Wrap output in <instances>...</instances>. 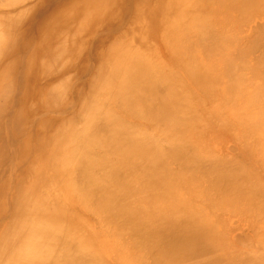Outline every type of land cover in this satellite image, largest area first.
I'll return each instance as SVG.
<instances>
[{"label":"bare ground","instance_id":"6f19581e","mask_svg":"<svg viewBox=\"0 0 264 264\" xmlns=\"http://www.w3.org/2000/svg\"><path fill=\"white\" fill-rule=\"evenodd\" d=\"M210 5H217L212 15L204 11V6ZM261 5L264 0H0V256H4L0 264H100L90 240L86 242L81 236L79 222L74 228L70 226L65 212L70 208L53 204L51 196L40 193L42 189L61 196L70 185L71 191L65 197L95 211L107 229L116 228L121 218L130 230L138 232L145 223L150 227L147 222L168 220L167 212L172 210L169 187H173L174 179L168 163L192 156L184 143L156 149L152 142L137 136L135 133L140 132L133 131L121 114L148 119L156 126L165 124L167 133L177 134L188 120L183 115L184 102L196 98L185 90V81L190 80L200 98L233 104L247 101L246 116L242 118L245 128L240 126L244 131L247 126L260 132L258 111L264 108L255 104L264 102V62L252 68L246 60L245 65H249L245 68L241 58L245 61L249 54L239 49L233 53L237 38L229 32H235L233 14L247 15ZM221 8L228 9V13L225 9V13L220 12ZM218 16L231 30L218 24ZM256 47L262 46L250 48L256 53ZM261 56H254V60L264 61ZM246 72L259 75L262 84L250 85ZM105 101H114L119 111L106 107ZM255 106L258 113L251 109ZM214 110L219 113L222 108ZM189 113L192 115L191 107L187 108V116ZM82 120L83 129L73 130ZM176 136L184 141L182 134ZM219 164L213 165L218 181L229 180L230 189L243 194L235 180L245 167L237 174L221 161ZM48 168H53L50 178L45 176ZM166 168L170 172L166 173ZM142 177L147 178L145 191L153 192L150 196L148 192L142 195L141 181L138 186ZM33 180L43 188H27ZM53 181L58 184L56 190L50 186ZM140 186L142 189H138ZM128 197L138 202L132 205ZM186 211H191L190 218L181 222L184 225L179 229L175 228V219L168 220L172 224L163 223L165 230L173 227L165 231L171 237L167 241L162 238L168 244L158 238L164 232L158 230L159 222L154 227L160 235L153 227L140 239L155 242L152 237L156 231L157 246L166 245L170 255L175 252L174 257L189 253L194 246L197 251L198 244L216 243L199 213L190 208ZM115 230L112 233L119 240L124 238L120 229ZM126 240L125 244L131 245L132 239ZM131 250L134 253L136 249ZM142 252L139 256L144 257ZM168 254L163 253L166 259L162 255L166 261L159 258L162 261L156 264H166ZM185 255L181 254L188 257Z\"/></svg>","mask_w":264,"mask_h":264},{"label":"rangeland","instance_id":"374dc122","mask_svg":"<svg viewBox=\"0 0 264 264\" xmlns=\"http://www.w3.org/2000/svg\"><path fill=\"white\" fill-rule=\"evenodd\" d=\"M261 6L264 7V5ZM260 8H257L256 10L248 13L247 15L242 13V15L239 17L236 14H233L235 16L233 17L232 20L234 21L235 19L236 22L235 32L232 30L229 33L231 34L234 33L236 36L234 39L237 38L236 40L239 41L240 44L237 41H235L236 49H233L234 51L233 50L232 51L233 53H236V50L239 49L240 53L241 52L243 54L245 53V55L249 54V56H246L245 61H242L245 58L243 57L244 55L242 56L243 58H241L242 60L240 63L243 64L244 62L245 68L246 66L249 65V63L250 65L248 67H250L252 64V68H253V66L256 65V63L260 64L259 62L261 63L264 62L262 61L263 59H260V61L254 60L255 59L254 56L256 57L258 56L260 58L264 50V44L259 40L262 38L261 36L264 37V29H263L264 9L261 8L262 11H259ZM216 9H217V5L214 6L210 5L207 6L206 8L204 6V11H206L208 15L214 14L215 12L213 11ZM224 9L227 11H225ZM224 11L228 13V9L226 8L220 9V12L225 13ZM222 18H226V16H222ZM216 19L218 21V24L222 23V19L219 16ZM222 26L225 27L227 31L231 30L230 27H227L226 24H224V22L222 23ZM261 27L263 28L260 29ZM151 30H154V27H152ZM258 34L261 38H259ZM253 39L255 41H253ZM262 39L261 40L264 42V38ZM251 42L252 44L253 42H256V44L254 43L253 46L254 45L262 46L261 49L260 47H256V50L258 48V51H256L255 53V49L253 48L254 49V53H253L252 52L253 49L250 48L253 47ZM158 43L161 44L160 41H158ZM257 43L262 45H257ZM236 45L237 46L239 45L238 48ZM248 45H249L248 47L249 49H247ZM248 50L249 53L246 52ZM262 57H264V54L261 56V58ZM246 60L249 61L247 65H245ZM259 67L261 71V66ZM259 67L256 68L255 70L259 69ZM247 70H250V68H248ZM262 70H264V68ZM181 73L182 72H180L179 74ZM250 73H247L248 74L247 77L250 75ZM248 79H250V85L254 84L253 86L262 84L263 82L259 75L256 76L250 75ZM89 80L87 83H89ZM185 83L186 84L184 85L187 93H193L196 98L189 99V102H184L185 109L183 115H185L189 121L185 120L184 124L186 125L183 128L177 129V132L180 135L182 134L184 136L183 142H181V139L183 137L180 138L179 136H176L178 135V133L175 134L176 132L174 130H173L174 132L172 131L173 133H169V132L167 133L166 128H164L165 124L156 126V123L148 119H143L142 117L135 118L131 115H127V116L126 114L125 115L121 114V115L129 123V126L133 128V131L140 132V133H135V132L133 133H135L143 140H148L152 142L154 147H156V149L159 148L160 146L164 148L165 147L173 148V144L174 146H176V145H181V143L183 145L184 143V147L187 150V153H189L192 157L188 160L172 159L168 163V166L170 167L169 169L173 171L171 174L174 173L173 174L174 177L172 176V178L174 179L172 181L173 187L172 188L169 187V192L172 193V194L170 193L172 195V199L170 200L172 204L170 208L173 211L172 210L170 211L171 214L169 211L167 213L170 215L169 219L171 220L175 219L173 223L175 222L176 225L177 222L178 227L175 226V228L179 229V226L182 227L184 225L183 223H186L187 222L186 220L190 218L191 211H186V210L188 208L194 209V211L196 210L199 213L198 215L202 217L209 225L208 227L213 233L214 238H216L217 244L210 242L209 243L204 242L203 243L204 245L198 244V247H196L197 251L195 250L196 252L194 251L195 246L190 249V252L194 251L192 252V254L189 252L191 255L188 253L189 250L187 251V253L184 252V254L183 253H180V255L176 254V257L177 256L181 257V258L178 257L179 258L178 260V258L174 257L175 252L171 253L172 256L170 255L169 252L170 250L167 249L166 245H165L166 247L164 245H161L164 246L163 249V247L157 246L156 244L158 238H160L161 241L162 238L167 241L166 238L169 239L171 237V236L168 237L169 235H171V233L168 234L166 232H170L168 231V229L173 228L171 227L172 225L168 227L166 231L165 226L163 224L164 222L170 223L171 220L168 222L169 219L168 220L164 219L160 221L156 219L157 222H154V224L155 223L158 224V222L159 224L161 223L159 226L160 228L158 227V230L161 229V231H164L162 232L163 237L162 236L158 237V234L160 235L161 232H159L157 228L154 227L156 224L154 225L153 223L147 222V225H150L151 228L147 227L145 223L144 226L141 225L139 227L140 228L139 232L138 229L137 231L132 229L133 230L132 231L128 228L129 226L128 224H126V221H124V219L122 218L121 219L123 221H121V219L118 220V225H116V228L114 225V227H110L109 229H107V227H104V225H102L104 223H101V221H99L98 215L94 213L95 211H89L88 209H86L82 202H80V204L82 205L75 202L71 203L68 200V198L65 197L67 192H69V190L71 191L70 185L69 188H67L71 176L66 181V188L69 190H66V192H62L61 196H58L60 194L58 192H54V191L43 192L42 189L40 193L51 196L52 200L54 199L53 204L55 203H58V205L65 204L67 207L70 208V211H65L67 213V218L70 226L74 228L76 227L75 225L77 224V222H79L80 224L79 232L82 231V233L80 234L81 236H84L86 242L87 240L88 241L90 240L91 249L93 250L94 257H96V259L100 264H152V263L156 264L162 260L164 262V260L166 259L165 255L168 254L167 252H169L168 259L170 257L171 261L167 259L168 262H166V264H176V263L198 264V262L199 264H219V263L220 264H264V260H263L264 259V130H263L264 102H262L260 105L255 104L257 105V107H259V109H263L262 110L263 112L258 111L259 112L258 113L256 112V108H257L256 106L255 108L251 107V109L253 108L252 111H255L256 113H258V115H260V117L258 116L259 126L261 127L260 132L256 133L255 129L251 130L247 126L245 129L246 131H244L243 129L245 128V125L242 124V121L244 122L245 120H243L242 118L246 116L244 108L247 105H249L247 104L248 103L247 101H245L244 104L243 101L233 104L232 102L230 103L228 102L225 103V101L216 102V100L212 101L204 97L200 98L198 95L196 96L195 92H197V90L190 85V80L185 81ZM176 87L177 89L178 87L179 89L184 88V87L181 88V86H176ZM183 98L184 100H186V97ZM105 105L106 107L115 109V111H119L118 109L119 106L115 105L114 101L112 103H107L105 101ZM260 106L262 108H260ZM189 107H191L192 115H190L189 113V115L187 116V108L189 109ZM216 107L222 108V111L219 113L214 112L215 111L214 109ZM189 118L192 120H190ZM240 125H243V129L242 126ZM83 127H84V122L82 120V121H77L75 127L72 129L80 131L83 129ZM171 134H175V135L172 136ZM154 140L157 141V143ZM98 151H100L99 153L101 154L103 153L101 152V150ZM195 157L203 158L202 163L195 161L194 159ZM219 161H221L222 164L226 165V167L233 169L237 174L243 171L242 167H245L244 168L245 170L243 171L242 175L239 174V178L236 176L237 180H235V183L237 184V188L241 189V191L243 190L242 192L243 194L239 195L240 193L236 192L237 190L235 191L233 189H230L231 185L229 183V180L221 183L220 181H218L213 171L214 168L213 165L216 163L219 164ZM197 163H201L202 165L201 164L198 165ZM241 168L242 170L240 171ZM45 171H46L45 172L46 177L50 178L53 175V168H48ZM165 172L168 173L170 172V170L166 168ZM168 175H170V173ZM128 177L132 179V176L129 175ZM144 178L142 177L139 180V184H138L139 186L141 181V184H143V186L141 185L143 189L145 188L144 185L147 184L146 179L150 177H147L145 179ZM169 178H167L168 181ZM232 178L234 179V177ZM26 185L27 188L30 189L36 186L43 188L40 182L35 180L28 182V184ZM221 185H223V187H221ZM50 186L53 187L54 190H56L58 184L57 182H54ZM141 186L138 187V189H140ZM51 187L49 188L51 189ZM114 187L115 186H113V188ZM255 187L261 188V190H258V192L262 191V193L252 191V189L255 190L254 189ZM110 188L113 190L112 187ZM145 190L146 189H144L142 195H144L145 192H148ZM31 193L39 194V192L37 191H32ZM149 193L153 194V192H148L146 195L150 196L151 194ZM54 196H58L55 197L56 200ZM129 197L128 200H130ZM125 199L127 200V198ZM125 199H123V201L128 203V201H126ZM133 199L134 198L131 197L130 203H132V205L138 202V199L136 198L134 200ZM132 201H134L135 203ZM174 213H176V215ZM171 216L173 218H171ZM175 216L177 217V219L174 218ZM8 217L9 216H7V218ZM8 220L9 219H7V221ZM179 221H180V225L178 223ZM181 222L183 223L181 224ZM119 224L122 225L119 226ZM124 224H126V227ZM161 225H163V228H161ZM122 226L125 228L123 229ZM145 226L146 228L144 229ZM153 227H154L153 230L159 232L157 234L156 231L155 232L153 231L154 236L157 234L155 237L154 236L152 237V239H155V242L153 240L151 241V243L154 242V244H156L155 246L154 244H151L150 241L148 240H144L143 238L140 239L146 233L149 234L148 233L149 230L147 229L151 230ZM111 228L113 229V231ZM117 228L120 229L119 232L121 236L124 234L123 235L124 238H122L121 240L117 238L116 234L112 233V232L115 233V231L117 232L118 230H115ZM140 230H142V232ZM172 231L171 232L175 234L174 229ZM133 232L134 233L136 232L137 234H133ZM129 233L131 235L127 236V234ZM137 235L139 236L140 241ZM125 237L126 239L129 237L130 239H132L130 243L133 246L132 248L134 250L136 249L135 250L136 253L134 251L135 254L140 252L141 255V252L144 250V253L142 252L144 254V257L139 256V253L138 256H136L133 253V250H131L132 248L129 247L131 245L128 243L129 245L127 246V244H125L129 242V240L127 241ZM156 237L158 238L156 239ZM172 237H174V235ZM124 240H126L127 242H124ZM143 240L145 242L144 244L142 243ZM165 240H163L164 242L162 241V244L166 243ZM133 241L135 243H132ZM146 241L148 244H150V246H152V247L149 246L152 250L148 246L145 247V244H147ZM160 243L158 242V244ZM205 243L208 244L205 246ZM153 246L157 248L154 249ZM204 246L206 248H204ZM140 247L141 249H139ZM149 251H151V253H149ZM152 252H154L155 255ZM164 252L165 255H163ZM148 253L151 255H149ZM160 253H162L165 259ZM181 254L184 256H186L185 254H188L187 255L188 257L183 258ZM138 257H142V259ZM159 258L162 260H160ZM2 260H4L3 255L0 256V261ZM163 262H161V264H164Z\"/></svg>","mask_w":264,"mask_h":264}]
</instances>
